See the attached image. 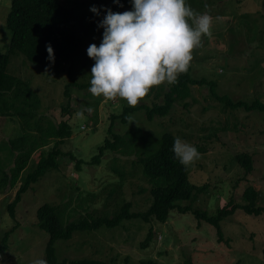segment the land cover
Instances as JSON below:
<instances>
[{
    "label": "rangeland",
    "instance_id": "374dc122",
    "mask_svg": "<svg viewBox=\"0 0 264 264\" xmlns=\"http://www.w3.org/2000/svg\"><path fill=\"white\" fill-rule=\"evenodd\" d=\"M75 15L97 17L89 9L103 5L114 12L110 0H62ZM196 13L211 18L209 34L191 53L192 76L205 77L216 83L220 94L247 102L264 100V0H186ZM12 0H0V52H7L11 29L7 17ZM103 29L89 35L81 51L70 62H30L23 54L11 56L9 72L28 79L41 96L39 116L44 126L68 119L71 135L61 145L64 152L57 158L59 169L47 173L33 183L16 207V216L7 205L14 199L26 175L36 167L39 153L52 149L55 140L36 151L28 167L14 187L0 192V264H30L34 258L45 259L49 233L39 227L37 210L45 204L59 207L64 224L95 212L112 215L125 202L133 211H144L150 203V187L143 166L136 163L137 154L105 150L98 164L91 163L111 133L112 114H121L127 102L119 97L105 99L88 92L90 68L94 61L86 54L90 43H100ZM56 65H60L58 69ZM72 83L71 105L67 106L64 89ZM80 85H84L81 88ZM165 86L167 83L160 84ZM156 85L137 104L152 105L160 91ZM192 95L177 102L166 117L148 119L143 110L130 113V122L114 123L115 133H124L130 126L141 127L158 139L171 131L195 146L199 156L188 165L190 180L206 190L188 200L178 201L194 211L214 214L230 199L244 204V190L253 185L260 192L264 205V120L258 111L230 109L214 98L208 86L192 85ZM161 101V99H157ZM185 103H188L185 106ZM91 108V111H84ZM77 112H82L77 116ZM22 133L16 117L0 116V162H9L7 141ZM201 148V150H200ZM239 152L253 155L254 169L245 174L235 160ZM2 158V159H1ZM77 160L80 167L77 168ZM13 165V163H12ZM123 176L122 185L119 181ZM116 191V192H115ZM188 207V206H187ZM192 210L171 212L166 222L147 223L140 218L125 219L115 227L101 226L78 230L69 239L56 241L60 259H95L102 264H264V214L252 215L238 210L221 223L225 239L219 240L217 229L205 219H198ZM116 211V210H115ZM154 236L146 247L141 244L150 227ZM7 245H2L5 232ZM4 246V247H2ZM151 261V262H149ZM149 262V263H148Z\"/></svg>",
    "mask_w": 264,
    "mask_h": 264
},
{
    "label": "trees",
    "instance_id": "16d2710c",
    "mask_svg": "<svg viewBox=\"0 0 264 264\" xmlns=\"http://www.w3.org/2000/svg\"><path fill=\"white\" fill-rule=\"evenodd\" d=\"M116 10L131 7L129 0H119V4L110 0ZM97 18L88 14L75 15L71 8L64 5L62 0H12L11 9L7 17V26L12 35L7 52H0V116L16 117L22 127V133L7 141L9 162L4 167L0 162V192L14 187L20 179L23 171L28 167L34 153L49 145L50 140L55 143L47 153H39L41 156L36 167L26 175L20 187L17 189L14 199L7 205L9 214L16 216V207L22 201L24 193L33 183L41 180L47 173L59 169L58 157L72 155L61 149V145L71 135L68 119L59 124L49 123L44 126L39 110L42 99L36 88L28 79L18 77L9 72L11 56L23 54L30 62L41 64L46 62H70L81 51L85 39L92 33L99 32ZM103 32V31H101ZM51 45L54 51V60L47 59L46 45ZM60 65H56L58 69ZM68 83L64 89L67 98V106L71 105V85ZM206 85L211 95L219 100L225 108L244 109L246 111H258L264 120V100L255 98L250 102L242 99H232L228 95L220 94L216 90V83L205 77L192 76V60L189 61L186 71L177 76L174 84L160 85V91L156 94V101L150 106L140 103L136 106H126L123 113L112 114L111 133L114 132V140L106 139L104 145L99 148L100 153L91 161L98 164L105 150L123 151L137 154L135 162L143 166L146 178L155 184L150 187V203L144 211H133L132 203L125 201L120 208L114 210L112 215L99 216L90 212L79 220L69 221L64 224L59 207L45 203L37 210L38 225L49 233L46 244L45 260L47 264H102L95 259L82 258L60 259L55 246L60 239H69L78 230H92L101 226L115 227L125 219L140 218L147 223L155 221L166 222L171 212L177 209L187 212L191 206H181L177 202L188 200L194 194L206 190L205 186L194 184L190 180L189 167L183 166L174 157L171 151L173 139L179 137L171 131H165L160 138H154V134L138 126H130L124 133H115L114 123L119 118L125 124L130 121V113L143 110L148 119L166 117L177 102H184L192 95V85ZM84 88V85H80ZM155 86L151 87L148 96H151ZM161 99V101L157 100ZM188 103H185L187 106ZM9 148V149H8ZM201 150V148H200ZM72 157H74L72 155ZM2 159V158H1ZM235 160L245 174H250L254 169L253 155L248 152H239ZM13 163V165H12ZM77 160V168L80 167ZM123 176L119 181L121 186ZM116 192V191H115ZM244 204L236 203L230 199L223 207L217 209L214 214L198 209L192 210L198 219H205L216 229L219 240L225 239L221 223L238 210H244L248 214L263 215L264 205L259 204L260 192L255 186L249 185L243 192ZM9 232H5L2 245L6 246ZM154 227H150L147 237L141 244L146 247L154 236ZM2 246V247H4ZM264 261V247H263ZM151 262V261H149ZM148 262V263H149ZM189 264H193L189 262Z\"/></svg>",
    "mask_w": 264,
    "mask_h": 264
},
{
    "label": "clouds",
    "instance_id": "9594fccd",
    "mask_svg": "<svg viewBox=\"0 0 264 264\" xmlns=\"http://www.w3.org/2000/svg\"><path fill=\"white\" fill-rule=\"evenodd\" d=\"M119 4V0H113ZM130 10L114 12L101 5L90 6L102 28L100 43H90L86 54L94 63L90 68L88 92L105 99L119 97L136 106L150 88L162 83L174 84L186 71L192 50L202 35L209 34L211 18L196 13L186 0H129ZM47 59L54 60L51 45ZM84 111H91L87 108ZM82 112H77L80 116ZM171 151L183 166L198 158L195 146L180 137L173 139ZM30 264H47L34 258Z\"/></svg>",
    "mask_w": 264,
    "mask_h": 264
}]
</instances>
